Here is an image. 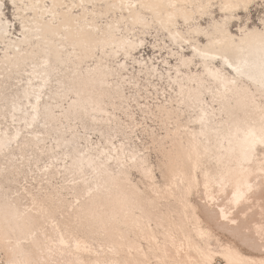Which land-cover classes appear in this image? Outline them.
Returning <instances> with one entry per match:
<instances>
[{
    "label": "snow or ice",
    "instance_id": "1",
    "mask_svg": "<svg viewBox=\"0 0 264 264\" xmlns=\"http://www.w3.org/2000/svg\"><path fill=\"white\" fill-rule=\"evenodd\" d=\"M250 5L251 0H209L198 6L197 16H184L188 30L183 35L166 29L177 46L175 52L168 49L176 61V79L168 59L162 58L171 87L165 86L163 100L157 88L153 101L148 89L141 90L143 71L139 77L134 70L129 75V65L137 63L134 51L143 41L137 44L99 19L84 17L82 23L78 10L86 7L83 2L0 0L3 46L7 50L11 43L25 70L31 67L26 94L35 97L24 128L0 138V184L6 189L0 242L8 257L0 264H264V2L258 16L249 15ZM240 9L244 15H237ZM179 18L169 15L168 23ZM16 29L19 35L13 41ZM200 38L207 42L199 43ZM186 46L191 56H185ZM197 61L205 73L182 79L181 69ZM213 61H222V66L215 67ZM4 67L11 72L7 63ZM20 67L18 61L17 71ZM153 72L150 68L149 75ZM145 93L149 103L144 102ZM15 111L13 104V123ZM153 152L155 159H150ZM157 167L166 186L178 176L188 178L180 181L187 189L174 193L185 203L193 189L199 191L203 177V195L218 208L215 221L233 226L227 243L211 231H200L199 241L195 246L189 241L185 252L183 241L176 247L175 232L169 230L162 245L157 240L147 253L137 249L142 259L101 260L109 239L107 224L95 212L78 211L82 201L73 193L82 185L91 197L99 191L101 176L114 171L123 176L135 169L153 177ZM253 179L262 198L261 219L242 226L237 210L254 203ZM29 182L40 185L39 195L30 191ZM24 197L33 207L43 197L58 210L42 206L38 216L30 215V209L21 213L15 202ZM64 209L71 214L61 226L57 217ZM244 216L247 220L248 213ZM108 251L120 255L115 246Z\"/></svg>",
    "mask_w": 264,
    "mask_h": 264
},
{
    "label": "bare ground",
    "instance_id": "2",
    "mask_svg": "<svg viewBox=\"0 0 264 264\" xmlns=\"http://www.w3.org/2000/svg\"><path fill=\"white\" fill-rule=\"evenodd\" d=\"M64 2L68 3L69 5L73 3H84L86 7L84 9L78 10L82 16V23L84 17H87L90 20H100L102 17L107 16L109 12H112L115 15L116 11H118V18L114 16L110 18L109 21H105V27L110 24L114 29H120V24L122 23L124 28L126 29V32H123L122 30L123 36L126 38H131L136 43H138V40L134 39L133 35H130L131 33L128 30L129 25L131 26V28L139 27L140 29H146L150 26L152 27L153 23H156L160 27V29H169L171 31V34L174 35L177 31H179L176 26V23L179 21V19H181L183 23L185 15H187L189 19H192L193 17H195V14H198L200 12V8L198 6L201 4H207L209 0H64ZM129 3L136 5H145V7H137L135 9L129 10V8L127 7ZM169 4H176L178 5V7L176 9L166 7ZM121 5H124V7H121ZM157 5H164L165 7H155ZM185 5L187 7H180ZM148 6L153 7L149 8ZM123 11L127 12L128 15H125V12L123 13ZM169 15H178L180 18L176 19L174 24H169ZM161 22H163V24ZM166 32L168 33V36L172 43H175V41L172 40V35H170L169 31L166 30ZM16 38L17 37L12 36L11 40L14 41L16 40ZM139 40V42L142 41L141 39ZM3 44L4 38L0 36V85H3L2 83L6 84L7 79H16L17 77L13 76L14 74L20 75L21 72H24L26 74L25 76L20 75L18 82L21 83L18 87L15 88L17 90H13L10 93L6 94L3 90L0 89V101L4 100L6 101V103H8L7 114L1 113V115L2 118L5 119V121H9V124H6L4 127H1L2 122L0 121V138H3L4 134L7 132H11L14 135L17 130L24 128V125L22 126V124L23 120L25 119V113H30L31 105L35 104V97L33 96L30 99L26 94L29 91V76L27 73L31 71V67L29 66L27 70H25L23 61H21L20 55L16 53L15 47H12L10 43L8 49L6 50ZM18 61H20L21 63L19 71H17L16 69V64ZM137 62L140 63L139 61ZM6 63L8 68L11 69V72H9L4 67ZM211 63L214 64L215 67L222 66V61L219 62V65L216 64V61H213ZM201 67V72L194 74L183 72L181 70L182 79L187 81L190 75L193 77L202 76L205 73V69L203 68V66ZM143 69L139 65L138 70L142 71ZM225 70H228L227 73L229 76L232 75L231 70ZM153 74L155 75L154 72L151 75ZM172 79H176L175 72L174 75H172ZM245 84H247L246 81ZM9 86L5 89L9 88ZM189 86H191L190 82ZM178 90L179 85L176 86V91ZM17 91L19 92V94L17 93ZM223 91V88H221V92ZM228 95L232 96V93L229 92ZM46 99L47 94L45 95V100ZM208 99L211 100V96H209ZM13 104H15L16 108L15 123H13ZM3 106L5 105L3 104ZM231 106H235L234 101ZM216 107L217 116H220L221 113L219 109L221 105L217 104ZM228 107V105H225L226 112L228 110ZM226 119L227 115L225 114V120ZM9 125L12 126L11 131L9 130ZM196 131H199L198 126L196 128ZM3 164V158H0V167H2ZM116 168L117 166L115 165V163H113V169ZM132 171L137 172L142 177V179L146 181V191H143L137 185L132 184L130 179ZM153 178L155 180V183L153 182ZM187 179L188 178L186 176H178L176 180L170 181L169 186H166L164 182L162 184L158 183L154 173L153 177H148L141 171L131 169L126 175L123 176L120 175L119 171H114L113 175L110 177H99V191H93L91 197L87 195L82 185L78 186L73 193L74 195L78 194L79 198L82 201L81 205L77 206V210L84 212H95L98 216H102L107 224L109 239L105 241L104 251L101 253L99 258L101 260L142 259V254H140L137 249L143 248L144 252L147 253L149 247H152L153 249L156 248L157 240H159L162 245L165 240V233L169 230L175 232L176 247H179L181 241H183L184 250L185 252H187L189 241H191L194 246L199 241L200 231H211L209 227H203L201 223L204 221L206 225H214V227L219 228L223 232L231 235L230 229L233 226L228 225L227 227H225L223 222L217 223L214 219L215 214L218 212V208L213 209V205L211 204V202H208L207 197L203 195L204 188L202 176L199 178L201 180L199 191H196L195 189L193 190L202 195L200 201L198 202L197 208L203 214L204 219L200 218V216L196 213V208L188 202L187 198L186 203L179 198H174V193L180 192L182 189H187V183H180L181 180L187 181ZM252 183L254 184V203L251 204L250 209L247 204H242L240 208H242L243 211H239V209L237 210V219L241 221L242 226L245 223H249L254 226L261 219L262 198L260 195V189L255 179L252 180ZM93 188L95 189L96 185H93ZM30 191L32 192V189H30ZM5 192L6 189L2 184H0V229L3 228V197ZM64 195L67 196L68 193L65 192ZM171 201L178 202V208H174L173 206H171L172 208H167V205L169 206ZM15 203L16 207L21 213L30 209L31 211L29 214L34 217L38 216L41 213L42 206L54 212L58 210L55 204L50 201H46L44 198L39 199L35 207H33V202L30 198H28V202L22 203L20 200H18ZM161 207L166 208L163 210ZM245 212L248 213L247 220L244 216ZM70 214L71 213L68 209H64V211L57 217V219L60 220L61 226L64 224L65 220ZM39 218L43 219V216L40 215ZM141 225H143V227H141ZM141 241L145 242V248L142 246ZM168 244L171 248L173 241L169 240ZM112 246H115L119 250L120 255L117 256L108 251V248ZM97 247H100V245L97 244ZM129 247H131L133 251L129 252ZM0 248L3 250L2 242H0ZM7 258L8 257L5 255V260ZM18 258L24 259L25 257L21 256ZM151 258H157L155 256V252H153Z\"/></svg>",
    "mask_w": 264,
    "mask_h": 264
},
{
    "label": "rangeland",
    "instance_id": "3",
    "mask_svg": "<svg viewBox=\"0 0 264 264\" xmlns=\"http://www.w3.org/2000/svg\"><path fill=\"white\" fill-rule=\"evenodd\" d=\"M214 3H220V0H213ZM264 2V0H252L251 1V11L249 13L250 16H258L261 13V8H260V3ZM98 8V7H97ZM8 12L11 13V7L9 4L8 7ZM125 11H123L124 13ZM214 12L216 14V18L219 19L220 18V12L219 9L216 8L214 9ZM118 14L119 12L116 11V14L114 15L112 12H109L107 16L102 17L100 20L105 24V21H109L110 18L116 16V18H118ZM125 15H128L127 12L124 13ZM112 15V16H111ZM198 14H195V16H197ZM237 15H244V11L243 9H240L239 12L237 13ZM120 29L123 30V32H126L123 24H120ZM176 26L179 29V31L181 32V34L183 35L185 32H187V27L184 25L183 21L181 19H179V21L176 23ZM131 26H128V30L131 33L130 35H133V38L138 40L137 44H140V40L141 39L143 41V44L138 47L137 49H135L134 51V55L137 58V61H139L140 63H136L135 65H129V75L132 74L133 70L135 71L137 77L140 76L141 71L138 70V67L140 65V67H142V65H144V69L143 71V77L141 82V90L143 91V89H148L151 92L152 95V100L155 101L157 98L156 95V89L159 88V99L163 100L164 99V91H165V86L171 87V85H169V81H168V71L166 69L165 64L163 63V59H168V63L171 66V70H172V75H174L175 69H176V61L174 58H170V53L168 51V49H171L173 52L177 51V46L176 43H172V41L170 40L168 33L166 32V30L164 29H160V27L156 24L153 23V26L148 27L146 29H140L139 27H134L131 28ZM232 34L233 35H238V33L235 30H232ZM19 35V29H16L13 32V37H17ZM137 35V36H136ZM139 35V36H138ZM206 40H204L203 38H200L199 43L203 44L205 43ZM185 56H190L191 52H190V47L186 46L185 47V51H184ZM155 61V63H154ZM144 63V64H143ZM138 64V65H137ZM199 61L192 63L188 69L187 68H182L181 70L183 72H187L190 74H194V73H198L201 72L202 67L198 66ZM217 65H219V62L216 63ZM153 68L155 69V75H149V69ZM138 70V71H137ZM166 70V71H165ZM195 70V71H194ZM137 71V72H136ZM226 72H228V70H225ZM26 73L21 72L20 75L25 76ZM19 74H14L13 76H16L17 78H11V79H7V83H2L3 85H0V89L4 91V93L8 94L13 90H17L15 89L16 87L19 86V84L21 82H18V79L20 77ZM163 75L164 79L163 81L160 80V76ZM153 77L155 78L153 80ZM147 82V83H145ZM10 84V86H9ZM150 85V87H149ZM7 89H5L6 87H8ZM2 87V88H1ZM155 87V88H154ZM5 89V90H4ZM15 92V91H14ZM17 93L19 94V92L17 91ZM175 94V92H173V95ZM145 103H149L150 101H148L147 99V94L145 93ZM3 104L5 106H3ZM8 103H6V101L1 100L0 101V121L2 122L1 127H4L6 124H9V121H5L4 118H2L1 113H6L7 114V107ZM23 126V124H22ZM9 130L11 131L12 126L9 125ZM23 129V128H22ZM150 159H155V152H153L150 156ZM157 181L159 184H162L164 181L160 178L159 176V167H157L156 172H154ZM130 179L133 185H137L141 190L146 191V181H144L142 179V177L137 173V172H131L130 175ZM3 185V184H2ZM22 187V182L21 185ZM4 187V185H3ZM28 187L30 189H32V192H36L39 195V190H40V185L36 184L35 186H33L31 184V182H29ZM5 188V187H4ZM17 185L13 184L11 185V191L13 193V195L15 194ZM48 186L45 185L44 191L45 193L47 192ZM201 194L196 192V191H192L191 195H189L187 197V200L190 204H192L195 208H196V213L200 216L201 219H204L203 214L199 211L198 207V202L201 199ZM43 197H41L40 199H42ZM22 203L28 202V197H24L23 199L20 200ZM173 206L174 208H178L179 203L178 202H174L171 201L170 205H167V208ZM163 210L166 207H161ZM205 222V221H204ZM204 222H202L201 224L203 225V227H209L212 231V233L218 237L224 240L225 243H227V237H229L230 235L226 232H223L221 229L214 227V225H206ZM131 235V234H130ZM142 246L145 248L146 244L144 241H141ZM0 260H5V254L3 252V250L0 248Z\"/></svg>",
    "mask_w": 264,
    "mask_h": 264
}]
</instances>
